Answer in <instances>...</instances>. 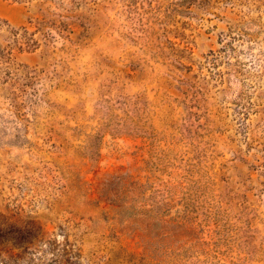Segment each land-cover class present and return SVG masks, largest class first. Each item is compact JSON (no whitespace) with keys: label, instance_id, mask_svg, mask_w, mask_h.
Returning a JSON list of instances; mask_svg holds the SVG:
<instances>
[{"label":"rangeland","instance_id":"374dc122","mask_svg":"<svg viewBox=\"0 0 264 264\" xmlns=\"http://www.w3.org/2000/svg\"><path fill=\"white\" fill-rule=\"evenodd\" d=\"M0 264H264V0H0Z\"/></svg>","mask_w":264,"mask_h":264}]
</instances>
